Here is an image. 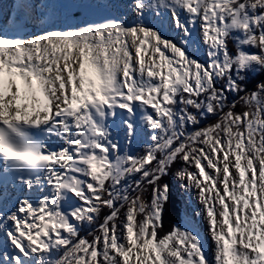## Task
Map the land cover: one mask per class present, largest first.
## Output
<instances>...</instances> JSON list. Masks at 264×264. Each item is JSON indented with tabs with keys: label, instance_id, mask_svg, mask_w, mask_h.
Instances as JSON below:
<instances>
[{
	"label": "snow or ice",
	"instance_id": "snow-or-ice-1",
	"mask_svg": "<svg viewBox=\"0 0 264 264\" xmlns=\"http://www.w3.org/2000/svg\"><path fill=\"white\" fill-rule=\"evenodd\" d=\"M0 264H264V0H0Z\"/></svg>",
	"mask_w": 264,
	"mask_h": 264
},
{
	"label": "trees",
	"instance_id": "trees-1",
	"mask_svg": "<svg viewBox=\"0 0 264 264\" xmlns=\"http://www.w3.org/2000/svg\"><path fill=\"white\" fill-rule=\"evenodd\" d=\"M168 182H169L170 185H173V184L176 183V181H174V180H172V179H169ZM165 220H166V226H167V216H166Z\"/></svg>",
	"mask_w": 264,
	"mask_h": 264
}]
</instances>
